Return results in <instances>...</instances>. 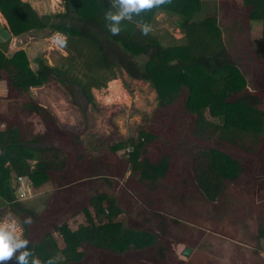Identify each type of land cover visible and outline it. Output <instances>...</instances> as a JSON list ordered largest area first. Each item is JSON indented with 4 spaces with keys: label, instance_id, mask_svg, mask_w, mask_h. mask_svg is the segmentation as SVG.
I'll list each match as a JSON object with an SVG mask.
<instances>
[{
    "label": "trees",
    "instance_id": "16d2710c",
    "mask_svg": "<svg viewBox=\"0 0 264 264\" xmlns=\"http://www.w3.org/2000/svg\"><path fill=\"white\" fill-rule=\"evenodd\" d=\"M61 1L62 12L40 15L22 0H0V13L12 37L36 36L38 41L56 33L67 37L66 46H61L67 56L54 65L38 57L35 70L24 50L11 56L0 50V125L4 124L0 130V207L7 206L0 219L11 214L22 224L32 217L37 227L56 221L58 224L28 247L42 261L61 255L64 260H56V264H77L87 262L89 247L119 255L159 245L160 235L125 228L121 208L108 192H95L85 200L80 197L77 211L64 219L51 218L48 212L55 207L56 194L72 190L87 179L112 186L110 175L114 170L105 169L100 162L108 160L112 164V155L132 146L133 152L123 162L138 176L140 200L150 210L151 218L166 216L158 211L160 207L185 209L194 188L207 202L222 200L227 189L238 185L249 172L243 163L264 155V90L248 88L245 76L228 53L218 18L208 11L205 0H172L171 5L135 18L152 26L159 12L177 16L185 38L181 43L174 40V44H166L152 31L144 36L135 23L127 21L120 35L112 36L104 20L109 0ZM232 1L240 6L248 23H262V37L253 40L252 49L264 64V0ZM117 70L150 82L159 96V113L179 114L173 121L182 122L184 127L187 121H193L191 138L201 144L182 139L180 132L168 140L171 152L155 162L144 154L154 135L142 130L137 140L131 137L113 146L108 156L98 153L85 157L80 153L78 170L69 168L70 154L63 150L35 147L51 138L47 126L56 120L32 90L61 88L66 100L77 105L75 89L71 88L76 87L89 104L96 106L92 90H102L110 82V90L115 93ZM91 159L96 165L86 168ZM34 161L40 164L32 172ZM102 170L112 174L103 176ZM12 173L15 181L28 178L33 193L52 190L49 204L40 213L29 208L30 202L16 196L15 200ZM160 228L165 235L167 225L161 222ZM23 229L28 235L29 225H23ZM259 235L264 239V228ZM158 249L160 255L165 252L164 245Z\"/></svg>",
    "mask_w": 264,
    "mask_h": 264
},
{
    "label": "rangeland",
    "instance_id": "374dc122",
    "mask_svg": "<svg viewBox=\"0 0 264 264\" xmlns=\"http://www.w3.org/2000/svg\"><path fill=\"white\" fill-rule=\"evenodd\" d=\"M22 1L27 2L40 15L64 10L61 0ZM205 1L211 15L218 18L228 53L245 76L248 88L264 90V64L257 59L252 49L253 40H260L262 37V23H248L240 6H236L232 0ZM155 20L151 26L152 32L162 36L166 44L184 41L185 35L177 25V16L159 12ZM2 25L6 26L7 22L0 13V29H4ZM53 36L38 41L36 36L12 37L9 30L3 31L0 36V50L6 56L24 50L33 70L36 69L38 57L54 65L56 60L67 56V52L53 40ZM115 80L118 87L115 93L110 90V82L102 90H92L96 106L89 104L76 87L71 88L75 89L77 105L66 100L65 91L61 88L32 90L39 103L48 108L56 120L54 124L47 126L51 138L35 147L54 146L63 150L70 154L69 168L78 170L81 168L82 158L79 156L82 153L85 157L98 153L108 156L113 146L126 142L131 137L137 140L142 130H149L154 135L144 154L155 162L171 152L173 147L168 140H173L180 132L182 139L200 143L191 138L193 121H187V126L184 127L182 122L173 121V117L179 118V114L171 111L164 116L159 113V96L150 82L134 79L125 70H117V79L113 81ZM111 121L115 123L117 132ZM2 128L4 124L0 125V130ZM133 150L132 146L121 149L116 155H112V164L108 160H97L105 169L113 168V175L108 173L110 170H102V174H105L103 176H111L114 183L112 186L104 182L93 184L91 179H87V182L73 186L72 190L66 189L56 194L55 207L48 212L49 217L64 219L69 213L77 211L80 197L85 200L95 192H108L116 198L121 208L123 226L159 234L158 243L164 245L165 252L159 254L158 244L119 255L89 247L87 262L77 264H224L225 260L230 261V264H264V239L259 235L260 228H264V155L243 163L250 169L249 172L239 180L238 185L234 184L227 189L222 200L207 202L194 188L193 198H190L185 209L173 205L160 207L158 211L166 215L160 219L151 218L150 210L140 200L138 190L141 183L137 182L138 176L133 173L132 167H127L123 162V159L130 157ZM262 150L264 154V147ZM94 165L95 161L91 159L86 168L92 169ZM11 183L16 188L14 198L17 196L23 202H30L28 207L37 214L49 204L52 190L33 193L31 187L29 188V180L21 178L20 189L24 185L23 194L27 195L21 197L13 173ZM73 188L78 190L73 191ZM73 194L78 197L71 198ZM6 208V205L1 206L0 213ZM55 222L51 220L41 227L33 223L29 225V234L24 235L31 241L30 244L37 243L44 233L58 224ZM161 222L167 225L165 235L160 228ZM185 247L192 249L189 257L182 255ZM56 260L63 261L64 258L58 255ZM13 262L14 260L7 264Z\"/></svg>",
    "mask_w": 264,
    "mask_h": 264
},
{
    "label": "clouds",
    "instance_id": "9594fccd",
    "mask_svg": "<svg viewBox=\"0 0 264 264\" xmlns=\"http://www.w3.org/2000/svg\"><path fill=\"white\" fill-rule=\"evenodd\" d=\"M109 4L110 8L105 12L104 20L112 36L120 35L124 30L125 21L135 23L140 28L142 35L147 36L152 31L151 25L142 18L140 20L135 18L141 17L142 13L153 9L171 5L172 0H109ZM53 40L61 46H66L67 44V37L60 33L54 34ZM19 179L15 181L18 189H20ZM30 187L31 183L29 180ZM33 222L32 217H27L21 224L12 218L11 214L0 219V264H7V262L13 260L17 264H56V258L42 261L35 255L34 250L28 247L31 241L24 235L23 225H31Z\"/></svg>",
    "mask_w": 264,
    "mask_h": 264
},
{
    "label": "water",
    "instance_id": "95a60500",
    "mask_svg": "<svg viewBox=\"0 0 264 264\" xmlns=\"http://www.w3.org/2000/svg\"><path fill=\"white\" fill-rule=\"evenodd\" d=\"M40 162L39 161H34L31 165V171L34 172V168L39 165ZM192 253V249L190 247H185L183 252H182V255L185 256V257H189Z\"/></svg>",
    "mask_w": 264,
    "mask_h": 264
},
{
    "label": "crops",
    "instance_id": "0c3cea01",
    "mask_svg": "<svg viewBox=\"0 0 264 264\" xmlns=\"http://www.w3.org/2000/svg\"><path fill=\"white\" fill-rule=\"evenodd\" d=\"M2 26H4V25H2ZM3 28V27H2ZM7 29V30H6ZM3 31H8V25H6V26H4V29H0V34L2 35V32ZM0 35V36H1ZM1 39V38H0ZM13 188H14V186H13ZM184 250V249H183ZM183 252V251H182ZM262 257H263V259H264V254H262ZM224 264H230V261H228V260H225L224 262H223Z\"/></svg>",
    "mask_w": 264,
    "mask_h": 264
},
{
    "label": "built area",
    "instance_id": "2783aa9c",
    "mask_svg": "<svg viewBox=\"0 0 264 264\" xmlns=\"http://www.w3.org/2000/svg\"><path fill=\"white\" fill-rule=\"evenodd\" d=\"M19 180H21V178H20ZM20 186H21V183H20ZM24 192H25V191H24V185H22V187H21V189H20V194H21L20 196H21V197H25V196H26V195L24 196V194H23ZM28 193H29V192H28Z\"/></svg>",
    "mask_w": 264,
    "mask_h": 264
}]
</instances>
